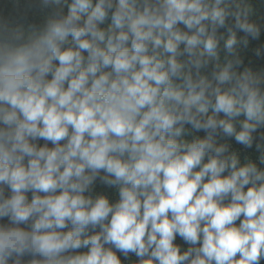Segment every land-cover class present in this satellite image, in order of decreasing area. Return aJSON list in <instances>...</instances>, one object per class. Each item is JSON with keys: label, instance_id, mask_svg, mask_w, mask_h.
<instances>
[{"label": "clouds", "instance_id": "clouds-1", "mask_svg": "<svg viewBox=\"0 0 264 264\" xmlns=\"http://www.w3.org/2000/svg\"><path fill=\"white\" fill-rule=\"evenodd\" d=\"M0 264H264V0H0Z\"/></svg>", "mask_w": 264, "mask_h": 264}]
</instances>
